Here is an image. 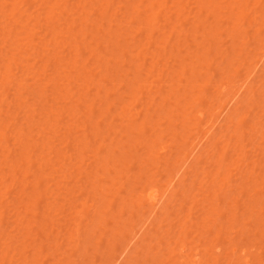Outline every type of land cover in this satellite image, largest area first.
<instances>
[{
    "label": "rangeland",
    "instance_id": "obj_1",
    "mask_svg": "<svg viewBox=\"0 0 264 264\" xmlns=\"http://www.w3.org/2000/svg\"><path fill=\"white\" fill-rule=\"evenodd\" d=\"M0 264H264V0H0Z\"/></svg>",
    "mask_w": 264,
    "mask_h": 264
},
{
    "label": "bare ground",
    "instance_id": "obj_2",
    "mask_svg": "<svg viewBox=\"0 0 264 264\" xmlns=\"http://www.w3.org/2000/svg\"><path fill=\"white\" fill-rule=\"evenodd\" d=\"M46 1V0H45ZM192 73V72H191ZM193 79V78H192ZM191 81V80H190ZM224 86V85H223ZM157 192V190H155V189H153V188H151V190L149 191V193H147V199H148V201L149 200H151V202H154V203H159L158 202V194L156 193ZM143 197H144V195H143ZM161 197V196H160ZM133 199V198H132ZM147 202V201H146ZM150 203V202H149ZM148 203V204H149ZM152 204V203H151ZM156 204H152L153 206L154 205H156ZM126 208V207H125ZM121 210V209H120ZM132 215H133V213H132ZM130 216V215H129ZM133 216H135V215H133ZM182 261V260H181Z\"/></svg>",
    "mask_w": 264,
    "mask_h": 264
}]
</instances>
